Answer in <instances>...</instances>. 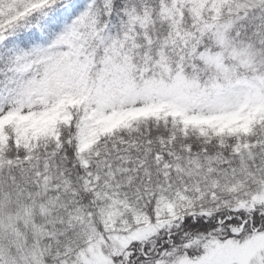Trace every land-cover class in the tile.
I'll return each mask as SVG.
<instances>
[{
    "label": "snow or ice",
    "instance_id": "snow-or-ice-1",
    "mask_svg": "<svg viewBox=\"0 0 264 264\" xmlns=\"http://www.w3.org/2000/svg\"><path fill=\"white\" fill-rule=\"evenodd\" d=\"M0 264H264V0H0Z\"/></svg>",
    "mask_w": 264,
    "mask_h": 264
}]
</instances>
